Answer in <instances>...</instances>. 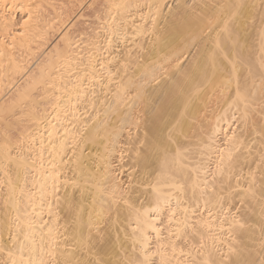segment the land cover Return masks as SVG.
I'll return each instance as SVG.
<instances>
[{
	"label": "bare ground",
	"instance_id": "1",
	"mask_svg": "<svg viewBox=\"0 0 264 264\" xmlns=\"http://www.w3.org/2000/svg\"><path fill=\"white\" fill-rule=\"evenodd\" d=\"M1 202L0 264H264V0H0Z\"/></svg>",
	"mask_w": 264,
	"mask_h": 264
},
{
	"label": "rangeland",
	"instance_id": "2",
	"mask_svg": "<svg viewBox=\"0 0 264 264\" xmlns=\"http://www.w3.org/2000/svg\"><path fill=\"white\" fill-rule=\"evenodd\" d=\"M3 186L6 187V185H2L1 188H2ZM3 190H4V188L2 189V191H3ZM0 204H2V202H1ZM0 207H2V206H0Z\"/></svg>",
	"mask_w": 264,
	"mask_h": 264
}]
</instances>
